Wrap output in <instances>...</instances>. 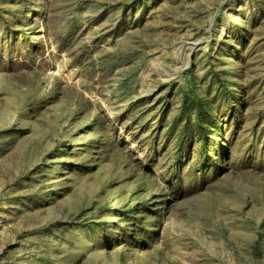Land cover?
<instances>
[{
	"label": "rangeland",
	"instance_id": "374dc122",
	"mask_svg": "<svg viewBox=\"0 0 264 264\" xmlns=\"http://www.w3.org/2000/svg\"><path fill=\"white\" fill-rule=\"evenodd\" d=\"M0 264H264V0H0Z\"/></svg>",
	"mask_w": 264,
	"mask_h": 264
}]
</instances>
